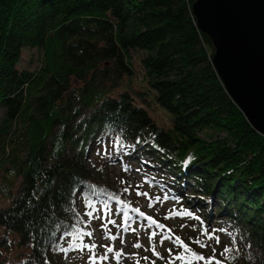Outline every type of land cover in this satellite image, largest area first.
<instances>
[{"label":"trees","instance_id":"1","mask_svg":"<svg viewBox=\"0 0 264 264\" xmlns=\"http://www.w3.org/2000/svg\"><path fill=\"white\" fill-rule=\"evenodd\" d=\"M194 2L0 0V264H65L64 233L89 232L88 200L141 219L140 180L192 213L175 216L180 235L154 228L172 239L141 259L168 264L179 236L223 264H264V135L229 94ZM25 49L38 53L33 69L20 65ZM202 227L221 242L197 245Z\"/></svg>","mask_w":264,"mask_h":264},{"label":"water","instance_id":"2","mask_svg":"<svg viewBox=\"0 0 264 264\" xmlns=\"http://www.w3.org/2000/svg\"><path fill=\"white\" fill-rule=\"evenodd\" d=\"M193 13L229 94L264 135V0H195Z\"/></svg>","mask_w":264,"mask_h":264},{"label":"rangeland","instance_id":"3","mask_svg":"<svg viewBox=\"0 0 264 264\" xmlns=\"http://www.w3.org/2000/svg\"><path fill=\"white\" fill-rule=\"evenodd\" d=\"M37 56L38 53L36 52V50H32V49H25L23 51V56H22V60H21V67L23 68H35L36 64H37ZM139 55L136 54V59L138 60ZM136 66L135 68L137 70H140V64H138L137 62H135ZM141 78V77H140ZM134 85L137 87L138 85V89H141L143 82L140 84L136 83V80L134 79ZM135 93V92H134ZM139 99L138 102L142 103V99L141 96L139 95V93H135ZM149 100V98H147ZM153 103V102H152ZM150 110L152 111V114L154 115V118L157 120V123L162 125V126H168L169 125V121H170V116L164 111L162 110L160 107H158L157 105L153 104L150 107ZM48 167H51L52 164H48ZM114 174H119L120 169L119 167H117L116 165L113 167L112 169ZM137 176L134 174L132 176V178L130 179L131 182H137ZM141 183H134V186L131 188V196L134 197L131 199H134V202L140 205V212H143L145 215L144 216H140L141 219L138 220H133L131 227L133 226V228H135L137 231L136 232H132L130 229L126 232L124 231V228H121L120 226L123 225L121 224V220L120 218H117L118 216L121 215H117L116 213L112 212L105 216V213L103 211H94L93 212V217L95 216H99L101 217L100 219H93L91 221V228H92V237H88L87 239L84 241V243L86 244H91V243H95L97 245L95 252L97 254V256L103 255L105 252V247L104 246H112L114 247L115 251H120L122 250V252L126 255H122L121 260H120V264H136V261L140 255L146 253V248L147 246H150L148 248L152 247V244L154 243L156 246V250L158 251H163L167 248L168 243L166 240H164L163 243H161V236L158 237L159 240L157 239H153V241L150 242L149 240V235L151 234V229L156 228L157 230H159V232L163 235L164 231L162 229L167 230V232H169L168 230L170 229L171 232L176 233L178 235H180L181 233H184V227L181 226V223H177L176 222V217L175 216H169V212L171 211V204L165 200H155V197L158 196V194L156 192H154L151 188H149L147 186V184L145 182H143V180H140ZM143 193V192H147L149 195L143 196V195H137V192L134 193V191H138ZM150 198L152 201V206L149 207V203H150ZM101 209V208H100ZM113 216H116L115 219V224H111L108 223V220H112L110 219V217L112 218ZM152 217L155 221H157L159 224L163 225L164 227L162 229L156 227V225H152L151 227H145V226H139L138 222H140L143 225L148 226V223H146L147 219L146 217ZM120 224H118V223ZM107 223V229H103L101 227L102 224ZM136 226V227H135ZM106 232L109 233L110 235H116L117 238L113 241L110 238H108V236H106ZM157 237V235L155 236V238ZM123 240V243L121 242ZM137 242H139L142 246L140 248H136L134 247V244H136ZM74 253V252H73ZM91 255V252H89L88 249H84L83 251L81 250H77V252H75L73 255H71L70 257H67L64 259L65 264H90L89 261V256ZM109 259L107 261L104 262V264H117L116 260L114 259V253H109L108 254ZM69 262V263H68ZM139 264H143L142 262H140L139 260Z\"/></svg>","mask_w":264,"mask_h":264},{"label":"snow or ice","instance_id":"4","mask_svg":"<svg viewBox=\"0 0 264 264\" xmlns=\"http://www.w3.org/2000/svg\"><path fill=\"white\" fill-rule=\"evenodd\" d=\"M116 143L118 145H120L121 148L124 147V145H123V143H122V141L120 140L119 137H117ZM188 160H191V157H189ZM185 163H187V161ZM124 170L125 171L128 170L127 166H125ZM137 171H139V169H137ZM123 191L127 192L128 189L125 188ZM137 195H143V196L147 197L149 194L147 192H143V193L137 192ZM168 198H169L168 195L165 194L163 199L167 200ZM112 199H115V200L119 201L120 204H124L125 203L124 201L120 200L119 197H116V196H113ZM160 199H161V197H159V196L155 197V200H157V201H159ZM87 204H88L89 207H92L94 211H103L105 213V216H107V215H109L111 213V208L109 207L107 202H105L103 204L102 208L99 209V210H97L95 208V205L92 203L91 200H88ZM151 206H152V201H151V198H150L149 207H151ZM132 210L137 212V213H139L140 216H144L145 215L143 212H140V210L138 208H134ZM117 211H120V209H117ZM168 215L169 216H192V213L187 211V210H183L182 209V210H179V211H175V210L174 211H170ZM88 216L91 217V218H94V219H100L101 218L99 216L93 217V213L92 212H89ZM123 216H124V222H123L122 227L124 228V230L128 231L130 229L132 232H136L137 230L135 228H132L131 224L129 223L130 217H129V214H128V212L126 210L123 212ZM146 219L148 221V226L149 227H151L152 225H156V227H158V228H163L164 227L163 225L159 224L157 221H155L150 216L146 217ZM196 219H199V217H196ZM108 223L115 224V221L114 220H108ZM101 227L103 229H107V223L102 224ZM168 231L171 232L170 229ZM217 231H218L217 229H212L211 232H210L208 230V228L202 227L201 236L205 237L206 239H201L200 237H197L194 242L197 245H199L201 248H206V247L210 246L208 243H206V241L215 240L216 244L218 245L221 241H220V236L216 235ZM219 231H224V230L220 229ZM64 235L65 236H69L72 239H71V242L68 244L67 248H62L60 250L63 251V252H68L70 249H72V250L79 249L81 251H83L84 249H88L89 252H91V255L89 256L90 264H104V262L109 259V256H108L109 253H114V259L116 260L117 264H120V260H121L122 255H126V254H124L122 252V250L115 251L114 247H112V246H104L105 247L104 254L100 255V256H97V254L95 252V249H96L97 245L95 243H91V244L83 243V238L85 236L92 237L93 233L91 231L84 232L82 229H79V228L74 226V231L65 232ZM156 235H157V232H155V231L151 232V234L149 235L150 242L153 241V239L155 238ZM106 236H108V238H110L113 241L117 238L116 235H110L107 232H106ZM166 239L167 240H171L172 236L171 235H167V234L162 236L161 237V243H163L164 240H166ZM121 242L123 243V240ZM174 243L179 245L183 250L180 251L178 254L172 256L171 255L172 250L169 249L170 258H169L168 264H175L176 261H180L181 264H193V261H196V262H201L202 261L203 264H213V262H215V264H223V262L221 260L216 259V256H215L216 248L215 247H213V256L205 258L202 253L198 254L194 250H192L190 248V246L185 244L183 242V240H181V238L179 236L175 237ZM233 243H235V237H233ZM141 246L142 245L139 242L134 244V247H136V248H140ZM151 250H152L154 255H156L157 257L160 256V254L158 252H156V246H155L154 243L152 244ZM231 251H232V248L226 246L224 248L223 252L221 253V255L223 256L224 254L229 253ZM144 259L147 260L148 258L145 257ZM136 264H139V260L138 259L136 261ZM152 264H155V262L153 261Z\"/></svg>","mask_w":264,"mask_h":264},{"label":"bare ground","instance_id":"5","mask_svg":"<svg viewBox=\"0 0 264 264\" xmlns=\"http://www.w3.org/2000/svg\"><path fill=\"white\" fill-rule=\"evenodd\" d=\"M69 263V262H68Z\"/></svg>","mask_w":264,"mask_h":264}]
</instances>
